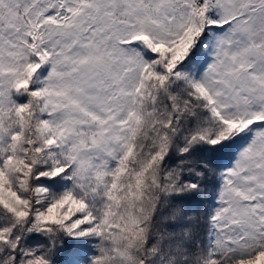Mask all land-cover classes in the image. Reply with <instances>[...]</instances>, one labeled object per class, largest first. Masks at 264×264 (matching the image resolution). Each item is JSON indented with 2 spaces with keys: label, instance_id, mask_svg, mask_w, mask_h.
<instances>
[{
  "label": "snow or ice",
  "instance_id": "6c2138e0",
  "mask_svg": "<svg viewBox=\"0 0 264 264\" xmlns=\"http://www.w3.org/2000/svg\"><path fill=\"white\" fill-rule=\"evenodd\" d=\"M0 264H264V0H0Z\"/></svg>",
  "mask_w": 264,
  "mask_h": 264
}]
</instances>
